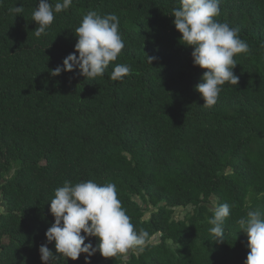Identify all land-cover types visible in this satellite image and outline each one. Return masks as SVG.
<instances>
[{
  "label": "trees",
  "instance_id": "16d2710c",
  "mask_svg": "<svg viewBox=\"0 0 264 264\" xmlns=\"http://www.w3.org/2000/svg\"><path fill=\"white\" fill-rule=\"evenodd\" d=\"M37 3H0V264H44L43 244L59 255L45 237L49 200L65 181L88 180L114 183L135 230L153 237L128 264H244L238 220L264 214V0H221L214 19L239 28L250 51L234 56L238 84L222 85L212 107L195 89L205 69L172 23L180 0H72L40 37ZM14 6L23 12L13 18ZM92 10L118 16L125 47L95 79L51 75ZM116 64L131 68L119 81ZM213 202L230 205L221 243L209 231ZM87 264L122 261L97 252Z\"/></svg>",
  "mask_w": 264,
  "mask_h": 264
},
{
  "label": "clouds",
  "instance_id": "9594fccd",
  "mask_svg": "<svg viewBox=\"0 0 264 264\" xmlns=\"http://www.w3.org/2000/svg\"><path fill=\"white\" fill-rule=\"evenodd\" d=\"M71 3L72 0H57L52 5L49 0H38L32 12V20L38 25L34 35L46 34L54 14L66 10ZM220 3L221 0H180V7L173 9L172 14V23L181 34L180 42L192 48L193 65L205 69L200 82L195 85L205 107H212L217 102L221 86L226 82L238 84L239 77L233 71L237 64L234 56L250 51L247 42L239 37V28L214 19L220 14ZM8 11L14 18L23 12V7L14 6ZM75 34L78 37L75 51L64 57L62 65L50 70L51 75L78 69L80 75L95 79L105 73L110 62L115 61L125 47L119 32V18L114 13L102 16L94 10L89 11ZM146 56L150 64L156 59ZM130 72L129 65L116 64L110 78L119 81ZM49 202L54 221L45 231V237L47 242H54L59 255H54L46 244L41 245L38 251L44 264H52L60 255L76 260L82 253L86 254L87 264L97 252L105 258L119 255L122 264H128L130 252L139 257L153 243V237L146 230H135L117 197L114 183L98 184L88 180L73 184L65 181L54 190ZM209 208L212 212L209 231L213 241L221 243L230 205L213 202ZM238 224L247 236L245 247L248 252L244 264H264V214L250 210L247 218H240ZM88 237H96L95 246L91 241L85 242Z\"/></svg>",
  "mask_w": 264,
  "mask_h": 264
},
{
  "label": "rangeland",
  "instance_id": "374dc122",
  "mask_svg": "<svg viewBox=\"0 0 264 264\" xmlns=\"http://www.w3.org/2000/svg\"><path fill=\"white\" fill-rule=\"evenodd\" d=\"M3 210V208L1 207V202H0V212ZM180 210H182V209H180ZM176 216H178V217H182L183 216V213L181 212V213H177V215Z\"/></svg>",
  "mask_w": 264,
  "mask_h": 264
}]
</instances>
